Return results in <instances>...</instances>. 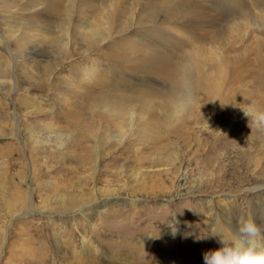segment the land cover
I'll return each mask as SVG.
<instances>
[{
    "label": "rangeland",
    "instance_id": "obj_1",
    "mask_svg": "<svg viewBox=\"0 0 264 264\" xmlns=\"http://www.w3.org/2000/svg\"><path fill=\"white\" fill-rule=\"evenodd\" d=\"M93 1L87 8L84 0H62L61 10L73 7L69 14L43 13L36 22L32 15L47 5L45 0H9L4 12L9 20L4 28L17 37L41 39L36 26L52 20V32L45 36L63 42L26 45L14 53L19 66L0 46V67L9 59L14 77L0 79V264H24L34 257L42 259L39 264H82L85 242L99 247L107 258L101 264H204V253L220 247L210 242L205 220L211 213L228 204L241 211L264 206L258 199L264 198V125L245 114L235 119L227 114L264 111V23L240 7L245 0H190L193 12H183L182 20L163 7L156 11L153 0H118L110 2L118 11L114 23L106 22L110 7L102 6L104 0ZM81 16L85 23L102 19L105 35L98 45L70 42ZM65 21L66 33L61 30ZM159 28L165 35L155 31ZM146 31L184 40V49L177 51L184 58L187 49L199 46L207 54L203 71L214 72L217 89L202 83L207 90L197 95L191 113L178 115V130L161 131L156 142L144 140L137 122L134 128L129 121L107 130L100 142L99 128L78 134L74 127L88 126L92 97L118 88L111 84L118 71L119 80L142 85L146 79L165 88L161 78L122 58L132 52L129 40ZM221 55L228 57L223 67L218 66ZM103 79L108 82L102 86ZM30 133L44 142L35 143ZM154 144L171 149V159L158 163L157 154L136 152ZM58 146L61 153L55 156ZM89 151L95 154L92 160ZM16 190L23 192L18 198L23 209L13 200Z\"/></svg>",
    "mask_w": 264,
    "mask_h": 264
},
{
    "label": "bare ground",
    "instance_id": "obj_2",
    "mask_svg": "<svg viewBox=\"0 0 264 264\" xmlns=\"http://www.w3.org/2000/svg\"><path fill=\"white\" fill-rule=\"evenodd\" d=\"M46 1H47V5L43 9L36 10L35 13H33L32 16L34 18V22H36L37 19L41 17L40 15L43 13L64 15V14H69L70 11L73 9V7L69 6L66 9L64 8L65 10L63 8H62L63 10H61L62 0H45V2ZM114 1L117 2L118 0H104L103 5H102L104 7L106 6L110 7V10L108 8V11L106 12V14L108 13V18L106 19V22H109V23H114L118 15L117 14L118 11L116 7L111 6L110 4V2L114 3ZM197 1L200 2L199 0ZM92 2L94 1L84 0L82 4L87 5L86 7L89 8L88 5L89 4L91 5ZM153 2L155 5L154 9H156V11H158V9L160 10V8L163 7L170 16H173V17L177 16L181 20L184 17L183 12H189V14L193 12V11L191 12L192 9L190 8L194 5V2L193 1L190 2V0L189 1L187 0L185 1L183 0H153ZM240 2H242V0H240ZM243 2L245 3V5L244 6L240 5V7L243 10H246V8L251 9L250 18H253L256 22L264 23V0H245ZM33 5H36V3H33ZM77 5H81V4L79 3ZM98 6L99 5H97L96 7ZM151 7L150 9H152L153 11L154 9ZM8 10H9V0H2L0 3V17H2L0 20V35H1L0 36V46L5 47L9 51L10 57L13 58L16 62H18L17 66H19L22 63V61L18 60V57L14 58V53L21 52L26 45L28 47L32 45L40 46L42 44L58 46L60 43L63 42V40L59 41L57 38H54L50 35L45 36L46 32L47 33L52 32V28L50 25L52 20H49L48 22L46 21L47 23H44V25H41V26L34 25L36 26L38 32L41 31L39 32V34L42 37L41 39L36 37V35H30V37H24V36L17 37L15 35L16 33L15 30L13 29L6 30L4 28V23L9 22V20L7 19V15L6 17H3V15H4V12L6 14ZM167 12L164 14H167ZM189 14L188 16L190 17ZM154 15L157 16V14H154ZM173 17L171 18L173 19ZM185 17H187V15ZM45 18L47 20V17ZM99 18L97 17L94 22L90 21V22L85 23L86 17H83V16L79 17L76 23L74 22V26H73L74 27L73 33H74L75 38L74 36H72L73 38L70 37L71 39L70 42H72V44L76 43L77 45H85L88 48L98 45L102 41L105 35V32L103 31V21L102 19H99ZM39 19L41 20V18ZM82 19L84 21H81ZM171 22L173 21L171 20ZM64 24H62L61 30L66 33L67 32L66 25H68L69 22L65 21ZM31 25H33V23H29L25 27H28ZM163 30L165 29L163 28L155 29V31L159 32V35L160 34L165 35ZM7 33L9 35H7ZM159 35L157 33H151L149 31H146V33L139 35L136 39H130L129 43H130V48L132 52L124 53L122 55V58L131 60L133 62V67L135 66L138 68H142L144 69V72H148L149 74H153L161 78L164 82L165 88L164 89L156 88L153 85H150L149 83H147L146 79L144 80L145 82H143L142 85H139L134 82H130L128 78L119 80L117 78V76H120V73L118 71L116 77L114 76V78L112 79V83H111L112 85L114 84L115 87H118V88L116 89L115 92L104 90L97 96V98L92 97V101L90 104L92 111H89L85 116L88 126L86 127V124L79 123L78 126L74 127V130L78 131V134H81V130L83 129L88 130L90 128H94V129L99 128L100 130H102L101 138L98 140L100 142V141H103L104 137H108L109 133L107 132V130L111 128L119 129L122 126L127 125L126 123L127 121H129L131 126H133L134 128H136L135 123L137 122L136 125L138 127V130L141 131L140 136L144 140L151 139L156 142L157 139L159 138V133L161 131L169 130L173 133L174 129L179 128V125H178L179 123L178 115L179 114L183 116V113L185 114L191 113V109H193V106L196 103L197 95L200 92L207 90V87L203 86L202 83L203 84L208 83V85L211 88H213L214 90L217 89L219 83L216 79V76L214 75V72L213 71H210V72L203 71L204 66L207 64L206 63L207 61L205 60L204 56H206L207 54L203 55L202 53L203 50L201 51V48L199 46H197L198 48H195L196 46L194 45L195 47L192 48L191 50L187 49L188 51H190V53L186 58H184L183 55H178V52H181L179 51V49L182 48L183 50L184 49L183 47H185L183 46L184 40L182 41V44H181V43H178L176 40L174 41L169 40L170 38H172V36L168 39L165 37H161ZM64 42L68 43L69 40L64 41ZM186 43L187 42L185 38V45ZM193 44L194 43L192 41V45ZM214 56H216V54ZM224 56L221 55L219 57L221 61H219L218 59L219 61L218 66L223 67L225 65L226 59H228V57L226 58ZM213 58L211 56V60L215 59ZM24 60L26 59H23V61ZM3 65L4 67H2ZM3 65L0 67V79L3 78L6 80H9V79L14 78L12 76L13 74L12 70L8 68L9 59L3 62ZM136 71L139 72L140 70H136ZM139 73H141V71ZM133 75L135 76L134 72H133ZM107 82L108 81L106 79H103L101 82H99V84L103 86ZM121 85H124L125 88L123 89L119 88V86ZM76 88L80 89L79 91L81 92V86L76 85ZM90 90L91 89H89V91ZM139 110H140L139 112L140 117L136 120L135 113H137V111ZM227 114L231 115L232 119H235V117L236 118L240 117V115L245 114V112L244 111H227ZM146 115H147V118H144V116ZM215 116H217V114H215ZM78 118H79L78 120L82 119V117H78ZM96 122H98L97 125L93 124ZM94 126H96V128ZM28 136H29V139L33 140L35 143L41 144L44 142L42 141L44 139H41L35 134L30 133V135ZM52 136L54 137L53 141L56 142L58 139L57 136L54 135L53 133H52ZM51 138L52 137H50V141H52ZM77 142L78 140L74 143V145L75 144L77 145ZM64 146H67V141H65ZM59 147L61 146H58L55 148L56 150L55 156L61 153V150L60 151L57 150V148ZM140 151L143 153H147L148 151L149 153L157 154V157L154 158V161H157L158 163H161L166 159H171V155L173 154L171 149L165 148L161 144H154L152 146H149L147 147V150L145 151L144 149L143 150L136 149L137 153H139ZM91 153L92 152L89 151V155ZM94 156L95 154H91L89 159L92 160ZM148 157H151V156H148ZM261 184L262 183H260V181H256V186L259 187L261 186ZM14 187L15 189H18L19 184L16 183ZM22 193L23 192L21 190H16L15 197L13 200L16 202H19V205L23 209L25 203L23 202L22 204L21 203L22 200L18 199L20 198V194ZM251 194L254 195L256 194V192L251 193ZM259 196L260 194H257L256 197H259ZM258 199L260 203L264 201V198L262 197H259ZM259 205L260 204H257L253 207H249L247 211H241L235 206L228 204L227 206L224 207V210H222L220 213L218 212L211 213L206 218L205 222H209L210 230L212 231L211 235H213V233L216 231H222L226 236L230 237L232 233L237 230L239 222L242 219H248V218L252 219L261 228V230L264 231V206L263 205L259 206ZM106 210L107 208L104 207L100 209V212H106ZM212 241H214L213 245H216V241L218 242V238L215 236H212V239H210V242L212 243ZM219 245L221 246L220 243ZM84 247H85V252L87 256L86 258L81 259L82 264H101V261H100L101 259L107 260V258L104 255H101V252L98 246H95L92 244L88 245L85 242ZM41 260L42 259L40 257H34L30 259L29 261L26 260L24 264H28V263L29 264L30 263L39 264ZM172 260H174V258H172ZM176 261L178 262V260ZM21 263H23V259Z\"/></svg>",
    "mask_w": 264,
    "mask_h": 264
},
{
    "label": "clouds",
    "instance_id": "obj_3",
    "mask_svg": "<svg viewBox=\"0 0 264 264\" xmlns=\"http://www.w3.org/2000/svg\"><path fill=\"white\" fill-rule=\"evenodd\" d=\"M244 112L257 126L264 125V111ZM212 236L221 246L204 253V264H264V231L252 219H242L230 237L222 231Z\"/></svg>",
    "mask_w": 264,
    "mask_h": 264
}]
</instances>
